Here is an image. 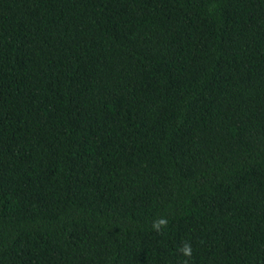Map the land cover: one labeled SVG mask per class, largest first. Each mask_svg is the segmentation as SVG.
Returning <instances> with one entry per match:
<instances>
[{"label": "trees", "instance_id": "trees-1", "mask_svg": "<svg viewBox=\"0 0 264 264\" xmlns=\"http://www.w3.org/2000/svg\"><path fill=\"white\" fill-rule=\"evenodd\" d=\"M0 264H264V0H0Z\"/></svg>", "mask_w": 264, "mask_h": 264}, {"label": "clouds", "instance_id": "clouds-1", "mask_svg": "<svg viewBox=\"0 0 264 264\" xmlns=\"http://www.w3.org/2000/svg\"><path fill=\"white\" fill-rule=\"evenodd\" d=\"M161 223H163V221H161ZM184 251L187 253L189 251L188 247H185Z\"/></svg>", "mask_w": 264, "mask_h": 264}]
</instances>
